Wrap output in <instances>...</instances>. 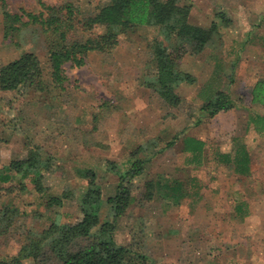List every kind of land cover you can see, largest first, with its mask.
I'll use <instances>...</instances> for the list:
<instances>
[{
	"label": "rangeland",
	"instance_id": "obj_1",
	"mask_svg": "<svg viewBox=\"0 0 264 264\" xmlns=\"http://www.w3.org/2000/svg\"><path fill=\"white\" fill-rule=\"evenodd\" d=\"M108 1L9 3L15 11L24 7L39 12L41 2H72L85 15H94ZM182 2L192 4V23L220 22V11L231 22L221 25L204 51L194 53L189 46L180 60L178 69L195 76V82L176 88L179 105L169 104L149 85L155 74L150 46L159 33L155 28L122 35L112 51L91 52L84 66L66 64L68 81L60 91L50 76L39 27L27 28L17 41L6 40L0 8V67L33 51L48 84L44 92L31 89L23 94L0 88V169L35 150L52 163L43 179L44 194L35 191L30 176L19 174L8 183L0 182V209L9 204L21 212L0 234V261L19 252L30 229L43 230L58 217L64 223L79 217V198L87 187L81 170H96L107 198L118 183V172L108 169L109 162L123 171L136 158L151 157L145 173L134 179L135 201L118 219L114 232L118 243L159 264H264V133L249 178H242L224 160L225 155H236L252 118L264 114V106L254 104L250 93L256 79L264 76V0ZM219 91L229 92L238 105L210 116L201 106ZM175 135L179 140L167 147ZM186 136L203 139L204 151H184ZM149 181L155 183L152 198L145 196ZM50 194L63 196V205L47 206ZM107 217L105 207L102 220ZM24 262L59 264L49 252L41 261L29 257Z\"/></svg>",
	"mask_w": 264,
	"mask_h": 264
},
{
	"label": "trees",
	"instance_id": "obj_2",
	"mask_svg": "<svg viewBox=\"0 0 264 264\" xmlns=\"http://www.w3.org/2000/svg\"><path fill=\"white\" fill-rule=\"evenodd\" d=\"M42 10L34 12L24 7L13 10L9 0H0L3 22V36L6 40L17 41L24 30L39 27L46 43L50 76L55 87L66 89L68 81L65 65L81 67L86 65L93 51H112L122 35L132 33L141 27H153L158 35L151 41L155 74L152 82L158 93L171 105H179L181 98L176 88L183 82H195V76L178 69L180 60L189 53H200L218 34L219 29L230 25L231 18L223 11L217 13L220 22L213 21L209 26L192 23L189 20L192 4L182 0H109L94 15H85L81 8L66 2L49 5L41 2ZM97 30V32H96ZM234 71L235 66H232ZM234 73L229 74L233 78ZM0 88L15 94L29 90L44 92L48 88L44 80V69L39 56L33 51H25L20 57L0 67ZM25 91V92H24ZM252 102L264 106V77L258 79L252 91ZM231 94L219 91L201 106V109L215 116L237 106ZM252 122L259 131L264 132V115L258 114ZM179 140V135L166 143L171 147ZM206 142L203 139L186 136L183 140L184 151L200 154ZM140 149H145L140 146ZM34 151V150H33ZM224 160L240 174L250 171L249 153L240 145L235 156L225 155ZM151 157L136 158L129 168L119 171L118 165L109 162L108 169L118 172V183L114 194L104 198L102 185L93 168H85L80 174L87 180L86 190L79 198L80 215L74 222L64 223L55 219L43 230L30 229L27 241L10 260L0 264H26L24 259L41 261L47 252L59 264H159L134 249L120 244L114 238L117 222L126 214L135 201L133 183L136 177L146 171L145 165ZM232 159V160H231ZM249 161V162H248ZM51 161L35 150L26 159L12 160L0 169V182L8 183L15 175L30 176L33 188L46 193L43 184L45 172L50 169ZM147 198L153 197L155 183H147ZM69 194H65L67 197ZM46 205H63V196L50 194ZM108 207V217L102 220L103 209ZM20 210L14 205L0 209V234L6 233ZM41 264H44L41 262Z\"/></svg>",
	"mask_w": 264,
	"mask_h": 264
},
{
	"label": "crops",
	"instance_id": "obj_3",
	"mask_svg": "<svg viewBox=\"0 0 264 264\" xmlns=\"http://www.w3.org/2000/svg\"><path fill=\"white\" fill-rule=\"evenodd\" d=\"M264 76H260L256 79L255 83L258 81V79L262 78ZM254 83V85H255ZM254 85L250 91V93L252 94V91H253V88H254ZM252 99V98H251ZM264 115V114H263ZM248 131L246 132V138L245 139H240V144L241 146H244L245 148V151L249 153V158H250V162H249V167H250V171L246 172L244 175L243 174H240V176L244 179H247L249 178L251 175H252V158H253V166L255 165L254 162H255V159L257 157V152H258V146L260 144V140L259 139V136L260 134L264 133L263 131H259L257 128H256V125L252 122L248 127H247ZM252 136V139H248V136ZM256 138V139H255ZM252 152H255L254 154Z\"/></svg>",
	"mask_w": 264,
	"mask_h": 264
}]
</instances>
